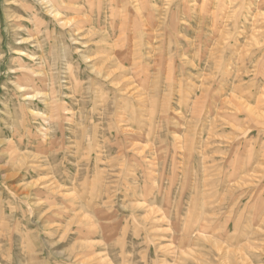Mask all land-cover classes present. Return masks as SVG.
<instances>
[{"label": "rangeland", "instance_id": "374dc122", "mask_svg": "<svg viewBox=\"0 0 264 264\" xmlns=\"http://www.w3.org/2000/svg\"><path fill=\"white\" fill-rule=\"evenodd\" d=\"M0 142V264H264V0H0Z\"/></svg>", "mask_w": 264, "mask_h": 264}, {"label": "bare ground", "instance_id": "6f19581e", "mask_svg": "<svg viewBox=\"0 0 264 264\" xmlns=\"http://www.w3.org/2000/svg\"><path fill=\"white\" fill-rule=\"evenodd\" d=\"M21 7V6H20ZM25 9H29V6L28 7H25ZM24 10V9H23ZM3 19V17H2ZM15 20V19H14ZM14 28V26H13ZM18 35L20 36L21 34L18 33ZM23 40V39H22ZM17 51V50H16ZM25 53V52H24ZM22 55V54H21ZM33 55V54H32ZM23 57V56H22ZM32 57V56H31ZM29 57V58H31ZM25 58V57H24ZM35 59V58H34ZM32 60V59H31ZM41 61V60H40ZM40 64V63H39ZM2 65V64H1ZM37 66H40V65H37ZM19 68H20V65H19ZM15 70V69H14ZM42 73V72H40ZM17 74V73H16ZM37 72H35L34 70H31V68H29L27 65H22L21 66V70H19V73H18V77H17V81L13 87V89L10 91V97L8 98L7 102H6V108H5V116H6V121L8 123H14L13 120L15 118L18 117V115L20 116V114H24L25 111H23L24 109L26 108H38L40 107L39 104H40V101L42 102L43 100H46V95L43 94V88H42V83L45 81L43 79V77L41 76H38ZM41 75V74H40ZM11 89V88H10ZM44 102V101H43ZM45 103V102H44ZM5 105V103H4ZM4 109V108H3ZM2 114V113H1ZM4 115V113H3ZM25 117V116H23ZM28 118V117H27ZM26 119V118H24ZM22 120V118H21ZM2 121V120H1ZM5 123V122H4ZM23 123V122H22ZM28 125V124H27ZM10 126V125H9ZM13 126V125H12ZM12 128V127H11ZM9 128V129H11ZM12 130V129H11ZM14 130V129H13ZM13 132V131H12ZM21 132V131H20ZM7 134V132H6ZM18 139V137H17ZM9 140V139H8ZM3 142V141H2ZM0 142V145L1 143ZM14 142V141H13ZM17 146V145H16ZM1 147V146H0ZM17 148V147H16ZM5 149V148H3ZM10 151H7L9 152L10 154ZM13 151H16V150H13ZM12 151V153H13ZM18 151V150H17ZM6 152V151H5ZM5 155V154H3ZM8 155V153L6 154V156ZM5 156V157H6ZM23 157V156H22ZM21 157V158H22ZM8 158V157H7ZM10 158V157H9ZM8 158V159H9ZM13 158V157H12ZM18 159L20 158L19 156L17 157ZM25 160V157H23ZM5 159V158H4ZM18 159H17V162H18ZM20 160V159H19ZM14 161V160H12ZM11 161V162H12ZM10 162V161H9ZM21 162V161H20ZM3 163V162H2ZM8 163V162H7ZM19 163V162H18ZM14 164V163H13ZM22 164V163H21ZM8 165V164H7ZM6 165V166H7ZM18 165V164H17ZM26 165V163H25ZM3 167H5L4 165H1ZM2 167V169H4ZM23 167V166H22ZM1 168V167H0ZM14 168V166H13ZM16 168V167H15ZM18 168H19V165H18ZM17 168V169H18ZM24 168V167H23ZM1 169V170H2ZM7 169V167H6ZM6 169H4L6 171ZM8 171L10 169H7ZM3 171V170H2ZM0 171V173L2 172ZM14 171V170H13ZM21 171V170H20ZM19 172V171H18ZM16 173V172H15ZM10 174V173H9ZM7 175V174H6ZM5 175V177L7 178V176ZM9 176V175H8ZM13 176V175H11ZM9 178V177H8ZM7 178V179H8Z\"/></svg>", "mask_w": 264, "mask_h": 264}]
</instances>
